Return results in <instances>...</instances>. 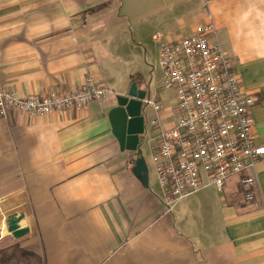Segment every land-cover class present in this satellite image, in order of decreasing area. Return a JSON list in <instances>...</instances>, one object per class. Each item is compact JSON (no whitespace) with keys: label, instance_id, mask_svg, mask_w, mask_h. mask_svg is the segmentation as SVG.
Masks as SVG:
<instances>
[{"label":"crops","instance_id":"crops-1","mask_svg":"<svg viewBox=\"0 0 264 264\" xmlns=\"http://www.w3.org/2000/svg\"><path fill=\"white\" fill-rule=\"evenodd\" d=\"M208 23L257 99L251 116L264 145V0H0V86L42 97L91 78L107 91L68 112L0 115V249L16 245L38 264H264V155L257 207L234 176L221 191L204 182L168 213L156 175L147 187L134 176V156L120 151L108 120L111 95L140 76L142 49ZM150 84L174 113V91ZM11 216L27 234L7 232Z\"/></svg>","mask_w":264,"mask_h":264},{"label":"built area","instance_id":"built-area-1","mask_svg":"<svg viewBox=\"0 0 264 264\" xmlns=\"http://www.w3.org/2000/svg\"><path fill=\"white\" fill-rule=\"evenodd\" d=\"M158 60L162 89L175 94L172 125L161 129L150 146L165 212L202 189L204 182L221 191L234 176L244 200L257 207L255 164L264 155V145L255 141L251 116L257 99L242 89L214 25L205 24L161 46ZM106 93L91 78L74 91L42 97L21 96L0 86V115L11 110L29 116L68 112L104 101ZM143 105L161 110L150 90Z\"/></svg>","mask_w":264,"mask_h":264},{"label":"water","instance_id":"water-1","mask_svg":"<svg viewBox=\"0 0 264 264\" xmlns=\"http://www.w3.org/2000/svg\"><path fill=\"white\" fill-rule=\"evenodd\" d=\"M147 89H141L137 82L130 83L124 94L115 96V106L108 113L112 135L118 142L121 152H129L134 156L132 173L141 183L148 186V167L142 155L141 144L145 137V116L143 100L148 96ZM22 216H11L7 219V232L14 238L28 233V228L19 226Z\"/></svg>","mask_w":264,"mask_h":264},{"label":"rangeland","instance_id":"rangeland-1","mask_svg":"<svg viewBox=\"0 0 264 264\" xmlns=\"http://www.w3.org/2000/svg\"><path fill=\"white\" fill-rule=\"evenodd\" d=\"M157 49L154 45H150L146 51L143 49L141 50V54L136 59L135 64V71L139 73V77L137 80V84L142 89H147L149 83L158 91H166L162 89V70L159 64L158 56H157ZM154 68V69H153ZM135 82V81H133ZM132 83V82H131ZM127 90V89H126ZM125 90V92H126ZM152 91V88H150ZM170 93V92H168ZM118 95V94H117ZM113 100H115V94L111 95ZM171 107L166 102L163 104V107L159 112H155L151 107H145L143 110L145 116V137L141 144V151L142 155L145 158L147 167H148V174L150 182H156L155 173H154V165L152 162V155L149 149V144H153L155 138L160 133L161 129L166 128L170 125L169 115L173 114V111L170 110Z\"/></svg>","mask_w":264,"mask_h":264},{"label":"trees","instance_id":"trees-1","mask_svg":"<svg viewBox=\"0 0 264 264\" xmlns=\"http://www.w3.org/2000/svg\"><path fill=\"white\" fill-rule=\"evenodd\" d=\"M37 260L32 253L16 245L0 249V264H38Z\"/></svg>","mask_w":264,"mask_h":264}]
</instances>
